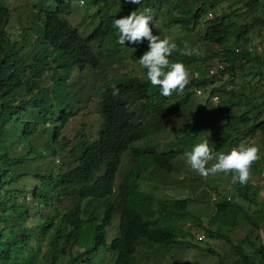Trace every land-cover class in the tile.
Masks as SVG:
<instances>
[{
    "label": "trees",
    "instance_id": "trees-1",
    "mask_svg": "<svg viewBox=\"0 0 264 264\" xmlns=\"http://www.w3.org/2000/svg\"><path fill=\"white\" fill-rule=\"evenodd\" d=\"M159 1L143 0L131 6L139 11ZM167 1L162 13L185 30V35L171 39L177 49L169 59H181L186 68L194 69L185 87L169 96L161 95L159 86L150 83L139 65L148 41L118 42L119 32L111 22L123 12L122 7L110 12L112 1L37 0L20 39L14 41L7 36L10 8L0 6V264H107L109 260L134 264L141 251L187 246L189 231L185 230L181 240L173 231L182 229L174 223L181 221L184 209L200 199H180L178 195L167 199L166 204L177 213L174 223L147 218L152 200H146V215L130 205L133 198L138 199L140 185L151 187L149 179L166 182L174 173L181 177L182 150L168 146L177 126L166 127L167 123L197 103L190 135L200 141L207 139L217 152L237 147L257 130L264 132V97L256 94L264 90V54L256 48L243 49L256 28L264 30V0H235L242 3L241 10H220L223 0ZM81 3L86 6L83 26L71 20ZM209 11L214 15L205 30L199 31ZM153 34L164 37L163 31ZM194 34L195 43L214 46L206 55L192 51L187 37ZM214 59L223 67L210 73L214 64L209 62ZM115 60L129 67L128 73L109 87L92 92L98 96L99 123L84 124L72 137L64 135L74 107L88 104L92 93H64L58 82L52 86L53 70L64 68L72 75L96 76L98 66L105 69ZM224 77L227 80L222 81ZM114 89L118 90L115 95ZM70 92L77 96L71 97ZM179 93L181 100L169 103ZM203 93L208 94L207 99L199 104L198 95ZM157 139H161L159 143ZM260 162L256 161L254 169ZM186 173L192 189L206 182L193 171ZM252 185L256 187L252 197L256 198L259 187L254 183L238 186V190L247 194ZM219 193L223 195L220 199L212 197L216 213L227 215L231 198ZM141 198L146 199L144 195ZM94 202L103 204L101 216L89 213ZM115 222L119 233L109 239ZM87 224L90 234L85 230ZM211 228L207 227L210 236L237 248L241 264H255L252 255L234 245L229 235ZM263 250L264 245L255 247L256 254ZM216 264H225L224 258Z\"/></svg>",
    "mask_w": 264,
    "mask_h": 264
},
{
    "label": "rangeland",
    "instance_id": "rangeland-1",
    "mask_svg": "<svg viewBox=\"0 0 264 264\" xmlns=\"http://www.w3.org/2000/svg\"><path fill=\"white\" fill-rule=\"evenodd\" d=\"M108 1L113 2L110 12H117V9L122 7L123 16L128 15L131 11H133L131 5H135L129 3L128 0H105V2ZM141 1L143 0H140V2ZM34 2H37V0H0V6L6 5L10 8V20L7 35L10 41L20 39L21 36L19 34L21 33L22 28L27 24V20L32 17V12L36 10L33 5ZM167 2V0H161L159 2L153 3L151 8L143 9H148L153 17V21L156 25V28H153V31H163V36L168 37L171 40L176 36L185 35V30L181 29L178 24L172 23V19H168V16L162 13L164 8L168 6ZM220 6V10H222V8L232 10L233 8H239V10H241L243 8L242 3L236 2L235 0H223ZM85 10V4L81 3V7H79V10L77 9V12L73 14L71 20L74 23L83 26L82 15L85 13ZM209 12H212L214 15L213 11ZM209 12L204 15L202 23L199 27V31H204L207 27V21L210 20ZM193 36L194 37H187V41H192V51L202 52L206 55L207 51L211 49V47H214L212 44L210 46L200 42L195 43V34ZM249 42L251 45L246 43L243 49L247 50L250 47L254 49L256 48L259 52L264 54V30L256 28L250 34ZM177 60V62H182L181 59ZM219 62L220 60L214 59L209 62V64H214V66H217ZM128 69L129 67L125 68L124 66H121L118 60L112 61L108 66H106L105 69L101 66H98L96 69V76L89 73L86 76L72 75L71 73L67 72L66 69L58 68L53 70L51 73V85L54 86V84L58 82L64 93L68 92V90H79L82 92L92 93L100 85L109 87V85H112V81H114V79L119 78L124 73H128ZM187 71L189 81L192 77L194 69L192 66L187 67ZM225 80H227V77H224L222 81ZM219 83L220 82L216 83V85ZM263 93V89L256 91V94L260 95L261 98L264 97ZM50 94H53L52 89ZM69 95L71 97L77 96L74 92H70ZM207 96V93L198 95V99H200L199 104H203L207 99ZM181 98L182 94L179 93L175 96V99L173 98V100H171V98L169 103L178 102L181 100ZM215 100L213 101L216 102ZM97 101L98 97L92 93L91 100L88 102V104L82 102L80 108L76 106L74 107V114L70 117L67 125L63 128L64 135L72 137L75 133H77V131L83 128L84 124H90L92 122L99 123L100 117L97 110ZM191 105L192 104H190L180 116H175L169 123L165 122L167 123L166 127L171 126L172 128L173 124H176L177 126L172 130L173 133L168 139V146L182 150L181 155L179 156L181 166H178L181 177L176 178L178 173H174L171 175L173 177L172 180H168L166 182L157 179H155L153 182V180L149 179L151 187L145 188L143 184L140 185L138 199L133 198L130 203L132 207L134 206L135 208H138L143 214L145 213L146 215V207L144 206L145 203L148 202L144 198H141L144 195L146 199L152 200L150 203V209L152 211L151 213L147 214V218H150L153 221L165 220L174 223L175 218H173V216L175 213L172 211L168 212L166 208V202L167 199L176 198L175 190L178 189L177 198L182 199L190 196V199H200L201 201L195 200V202L190 204L189 207L184 209L183 212L185 215L181 216V221L174 223V225H180L182 228V231L179 229H177L176 232L173 231L175 235L181 237V240L185 239L183 238V233L185 230L186 233L189 231L190 235L188 234L186 236L187 239H185L188 240L189 244L181 248L179 245H175L172 248L157 247L151 251H141V253L136 256L134 264H216L220 257L224 258L225 264H241V262H239L240 256L237 253V248L228 244L225 239L210 236L207 231V227L210 226L212 227V230H222L223 233L229 235L234 245L239 244L241 247H243V249L246 250V252L252 255V259L254 260L255 264H264L262 261L264 250L260 254L255 253V247L261 248V245H264V132L257 130L253 135L247 137L243 141L245 144L253 143L258 146L261 162L256 166L257 169H254L253 165H256V161H260V159L252 163L249 170V181L246 183H254L259 187L257 197H252V191L256 188L253 185L252 190L248 189L247 194L241 195L238 190V186L241 187L244 186V184L241 185L238 182L233 183L231 179V172L201 177L186 163L185 152L189 151V149H191L195 143L200 142V139L196 135H190V132L192 131L191 127L193 126L191 123L193 122V118L198 114L197 103L190 107ZM182 119L185 120L182 122ZM224 119L225 117L221 120ZM88 130L92 132V129L89 128ZM96 133L97 131L91 134L95 135ZM175 133L184 134V136H177ZM160 140L161 139H157V143H159ZM57 161H59L58 157ZM188 171H193L197 174L201 182L203 179L206 182L203 181L202 186L196 190L194 188H190L188 182L191 180V178L186 173ZM28 178L30 182H32L29 176ZM209 178H213L214 181L210 180ZM163 180L165 181V178ZM208 182L209 184L207 185ZM205 183L207 185L206 188L204 187ZM217 183H219L217 186L218 189H214V184L217 185ZM219 190L225 196L231 198V206L228 212V214H232L230 217L228 214L226 215L216 213L214 205L215 201L213 202L212 197L214 198L215 195H217L219 199L223 197V195L220 197ZM202 194L205 195L201 196ZM68 203L70 202H67V204ZM233 205L236 206L235 210ZM238 207L241 209H238ZM88 210L89 213L93 212L92 214H94L96 212L99 216H101L103 204L94 202ZM86 213L84 215V220L88 219V214ZM85 230L88 234H90L92 231L88 224L85 226ZM118 233V223L115 222L114 226L110 228L109 239L117 236ZM202 234L206 236L205 239L199 238V236ZM249 240H251L252 243H250ZM211 249L213 251H211ZM107 264H113V262L109 260Z\"/></svg>",
    "mask_w": 264,
    "mask_h": 264
},
{
    "label": "clouds",
    "instance_id": "clouds-1",
    "mask_svg": "<svg viewBox=\"0 0 264 264\" xmlns=\"http://www.w3.org/2000/svg\"><path fill=\"white\" fill-rule=\"evenodd\" d=\"M128 2L140 4V0ZM111 23L112 27L118 30V42L122 45L126 40L129 43L148 41L147 50L139 57V65L146 70L145 74L150 83L159 86L161 95L169 96L173 91H180L185 87L188 83L186 66L169 59L170 54L177 49V44L168 37L162 38L159 34H153L156 25L148 9L133 10L128 15L114 18ZM117 91L114 89L113 95ZM259 158V148L256 144L241 143L227 152H217L209 145L207 139L195 143L190 151L185 152L186 163L201 177L231 172L232 182L241 185L247 183L250 166Z\"/></svg>",
    "mask_w": 264,
    "mask_h": 264
},
{
    "label": "built area",
    "instance_id": "built-area-1",
    "mask_svg": "<svg viewBox=\"0 0 264 264\" xmlns=\"http://www.w3.org/2000/svg\"><path fill=\"white\" fill-rule=\"evenodd\" d=\"M212 16H213L212 12H209V18L210 19H211ZM249 49H252V48L250 47ZM222 67H223V63L220 61L217 66L213 65V66L210 67V73H214L215 71H217L219 68H222ZM195 75L197 76V73H195ZM201 92H202L201 90L198 91V93H201ZM215 98L219 99L218 97H215ZM199 238L200 239H204L205 235L202 234V235L199 236Z\"/></svg>",
    "mask_w": 264,
    "mask_h": 264
},
{
    "label": "crops",
    "instance_id": "crops-1",
    "mask_svg": "<svg viewBox=\"0 0 264 264\" xmlns=\"http://www.w3.org/2000/svg\"><path fill=\"white\" fill-rule=\"evenodd\" d=\"M178 195V189L177 190H175V197ZM145 200H148V199H145ZM149 202H150V200H148ZM171 207H172V205L168 202L167 204H166V208H168L167 210H168V212L170 211H172V209H171ZM145 210V209H144ZM146 211V210H145ZM151 209H147V213L149 214V213H151ZM177 213H175V215H176Z\"/></svg>",
    "mask_w": 264,
    "mask_h": 264
}]
</instances>
